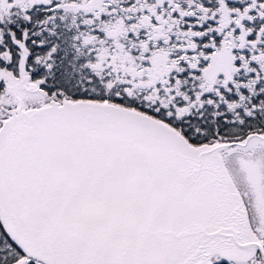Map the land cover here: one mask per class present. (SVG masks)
Returning <instances> with one entry per match:
<instances>
[{
	"label": "snow or ice",
	"instance_id": "6c2138e0",
	"mask_svg": "<svg viewBox=\"0 0 264 264\" xmlns=\"http://www.w3.org/2000/svg\"><path fill=\"white\" fill-rule=\"evenodd\" d=\"M0 264H264V0H0Z\"/></svg>",
	"mask_w": 264,
	"mask_h": 264
}]
</instances>
